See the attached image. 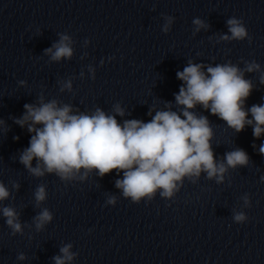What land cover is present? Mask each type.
<instances>
[{
  "label": "clouds",
  "instance_id": "obj_1",
  "mask_svg": "<svg viewBox=\"0 0 264 264\" xmlns=\"http://www.w3.org/2000/svg\"><path fill=\"white\" fill-rule=\"evenodd\" d=\"M165 20L162 31L166 34L174 17L165 16ZM192 23L194 34L209 27L200 18H194ZM226 23L228 33L220 34L219 40L242 41L247 38L251 41L242 19L232 17ZM59 36L58 42L45 49V55L50 56L51 61L59 62L73 56L71 37L64 33H59ZM204 67L189 61L182 71H178L177 78L184 82L175 94L180 112L171 110L170 104H166L168 110H157L148 122L131 119L120 124L114 115H108L98 107L92 114L79 110L74 114L71 105H58L55 99L45 102L40 95L38 104H25L23 116L13 118L16 124L22 128L27 125V131L33 133L29 146L20 154L19 162L35 177L55 174L61 181L84 180L93 170L103 178L115 170L118 176L123 173L122 178L115 181V187L133 203H140L145 197L152 199L158 190L161 197L171 199L185 177L195 183L193 177L199 178L202 172L206 173L207 179L215 178L218 184L222 183L228 169L247 166L249 156L245 150L237 148L226 152L223 159L217 161L211 144L213 128L206 116H198L192 110L197 105L202 106L237 133L242 132L246 124L251 125L253 136L259 139L264 133V104H254L245 110L243 106L251 95L253 84L244 78V71L236 65H208L206 72L202 71ZM88 70L95 79V69L89 66ZM260 70V64L254 60L246 64L247 72ZM80 75L83 77V72ZM260 81L264 84V73ZM65 88L71 91V80L63 83L61 91ZM114 111L124 115L119 104L114 106ZM249 113L251 119H248ZM149 115H152L151 110ZM4 123L0 119V125ZM13 139L18 140L19 137ZM259 153L264 155V143L260 145ZM34 159L35 167L32 166ZM261 180L264 181V177ZM12 187L18 190L20 185L12 182ZM9 196V189L0 181V202ZM34 198L37 206L47 198L43 184L36 188ZM241 199L245 207L251 206L247 194ZM106 203L115 205L116 198L111 196ZM0 213L12 235L23 234L15 208L2 206ZM52 219V213L44 208L33 218V223L40 231ZM247 219L243 211L233 212L234 222L244 223ZM71 248V244L63 246L60 249L62 255L53 257L55 264L71 262L78 255L71 252ZM25 258L23 253L17 256L19 260Z\"/></svg>",
  "mask_w": 264,
  "mask_h": 264
}]
</instances>
